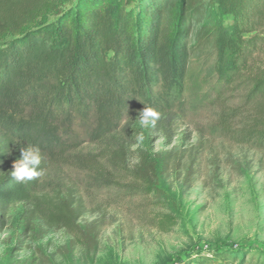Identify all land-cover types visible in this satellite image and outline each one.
Wrapping results in <instances>:
<instances>
[{"label":"trees","instance_id":"16d2710c","mask_svg":"<svg viewBox=\"0 0 264 264\" xmlns=\"http://www.w3.org/2000/svg\"><path fill=\"white\" fill-rule=\"evenodd\" d=\"M70 1L0 0V232L19 203L26 205L27 229L37 217L69 232L80 227L83 203L73 187L42 191V175L26 183L12 177L28 146L40 148L43 172L73 164L93 170L105 188L121 187L119 174L127 173L126 189L158 192L172 152L137 148L130 168L132 145L122 132L140 127L138 113L151 106L160 113L156 127L171 142L193 57L215 51L222 92L247 69L264 34V0ZM243 81L257 116L240 139L264 150V71ZM81 124L91 143L105 144L108 166L73 153L81 146L75 139ZM176 219L165 214L159 226L168 230ZM210 256L238 261L231 252ZM197 258L183 264L209 261Z\"/></svg>","mask_w":264,"mask_h":264},{"label":"rangeland","instance_id":"374dc122","mask_svg":"<svg viewBox=\"0 0 264 264\" xmlns=\"http://www.w3.org/2000/svg\"><path fill=\"white\" fill-rule=\"evenodd\" d=\"M215 15L229 24V16L218 9ZM218 71L212 49L193 57L171 142L156 126L122 132L132 145L130 168L137 148L172 152L158 192L126 189L127 173L119 174L121 187L105 188L93 170L69 163L49 166L41 190L73 187L83 203L79 230L69 232L39 217L27 229L26 205L19 203L0 232V264H183L196 257L209 259L204 264H224L211 258L218 252L238 257L230 264L243 255L244 264H264V150L240 139L257 116V102L249 101L250 85L243 80L264 71V34L247 69L222 92ZM88 132L85 125L77 128L81 146L73 153L108 166L105 144L91 143ZM141 132L144 139L138 142ZM165 214L177 218L168 230L158 222Z\"/></svg>","mask_w":264,"mask_h":264},{"label":"clouds","instance_id":"9594fccd","mask_svg":"<svg viewBox=\"0 0 264 264\" xmlns=\"http://www.w3.org/2000/svg\"><path fill=\"white\" fill-rule=\"evenodd\" d=\"M138 124L141 129L154 128L157 121L160 118V113L151 106H144L143 110L138 113ZM138 142H142L144 137L143 133L137 134ZM42 154L38 146H28V148L22 151L21 158L16 160L13 164V171H11L12 177L20 183H26L34 179L39 178L43 169Z\"/></svg>","mask_w":264,"mask_h":264}]
</instances>
